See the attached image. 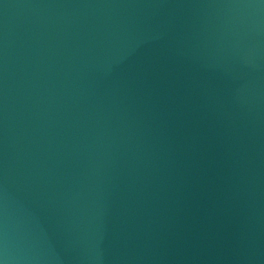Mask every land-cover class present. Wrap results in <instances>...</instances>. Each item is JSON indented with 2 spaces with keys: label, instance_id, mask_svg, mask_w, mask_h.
Segmentation results:
<instances>
[{
  "label": "water",
  "instance_id": "95a60500",
  "mask_svg": "<svg viewBox=\"0 0 264 264\" xmlns=\"http://www.w3.org/2000/svg\"><path fill=\"white\" fill-rule=\"evenodd\" d=\"M0 264H264V0H0Z\"/></svg>",
  "mask_w": 264,
  "mask_h": 264
}]
</instances>
